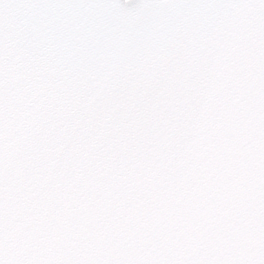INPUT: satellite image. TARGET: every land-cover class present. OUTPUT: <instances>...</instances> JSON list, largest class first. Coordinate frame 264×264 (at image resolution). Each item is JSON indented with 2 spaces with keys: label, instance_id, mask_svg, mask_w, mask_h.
Listing matches in <instances>:
<instances>
[{
  "label": "snow or ice",
  "instance_id": "1",
  "mask_svg": "<svg viewBox=\"0 0 264 264\" xmlns=\"http://www.w3.org/2000/svg\"><path fill=\"white\" fill-rule=\"evenodd\" d=\"M0 264H264V0H0Z\"/></svg>",
  "mask_w": 264,
  "mask_h": 264
}]
</instances>
